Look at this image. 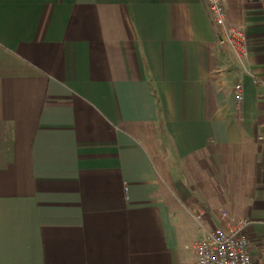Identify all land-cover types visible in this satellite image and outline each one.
I'll return each instance as SVG.
<instances>
[{"label": "crops", "instance_id": "obj_1", "mask_svg": "<svg viewBox=\"0 0 264 264\" xmlns=\"http://www.w3.org/2000/svg\"><path fill=\"white\" fill-rule=\"evenodd\" d=\"M227 11L248 58L206 0H0V264H195L223 212L264 264V0Z\"/></svg>", "mask_w": 264, "mask_h": 264}, {"label": "built area", "instance_id": "obj_2", "mask_svg": "<svg viewBox=\"0 0 264 264\" xmlns=\"http://www.w3.org/2000/svg\"><path fill=\"white\" fill-rule=\"evenodd\" d=\"M206 2L214 23L221 30L222 43L229 46L239 59L248 58V37L241 26L229 22L227 0ZM234 96L237 106L242 107L245 102L242 82L236 84ZM222 215L225 221L222 228H194L192 242L186 248L193 252L195 264H259L250 252L251 242L244 233L248 222L231 218L227 212Z\"/></svg>", "mask_w": 264, "mask_h": 264}]
</instances>
